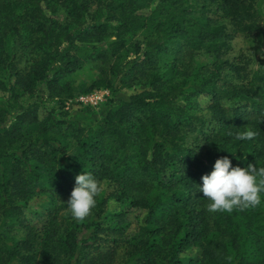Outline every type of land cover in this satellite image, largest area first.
I'll list each match as a JSON object with an SVG mask.
<instances>
[{
    "label": "trees",
    "instance_id": "16d2710c",
    "mask_svg": "<svg viewBox=\"0 0 264 264\" xmlns=\"http://www.w3.org/2000/svg\"><path fill=\"white\" fill-rule=\"evenodd\" d=\"M152 2L70 0L76 25L88 22L98 35L94 50L105 42L101 35L114 30L98 54L112 59L109 70L90 89L114 87L108 74L121 71L127 35L154 23L142 51L135 48L145 63L142 89L115 94L96 128L86 133L79 121L50 113L43 120L31 106L0 104V264H264V0ZM56 11L54 0H0V49L7 36L27 28L36 54L22 72L12 69L14 57L0 51L11 97L15 85L23 97L39 82L53 90L58 78L76 69L78 58L69 53L75 39ZM236 33L255 40L253 58L224 57ZM199 53L214 59L197 66ZM168 55L179 66L170 83L158 68ZM148 84L152 90L143 91ZM185 91L209 96L205 119L188 114ZM38 122L40 134L23 139L22 127ZM48 124L73 129L78 162L64 159V147L47 136ZM198 128H204L203 151L185 142ZM34 162L52 169V191L64 185L70 191L64 211L53 208L41 227L24 220L21 204L25 187L39 178ZM103 183L112 186L116 202L146 210L137 242L110 237L113 231L100 236ZM14 225L23 237L12 232ZM192 250L198 254L186 255Z\"/></svg>",
    "mask_w": 264,
    "mask_h": 264
},
{
    "label": "rangeland",
    "instance_id": "374dc122",
    "mask_svg": "<svg viewBox=\"0 0 264 264\" xmlns=\"http://www.w3.org/2000/svg\"><path fill=\"white\" fill-rule=\"evenodd\" d=\"M54 1L57 3L55 18L61 24L70 26V31L75 39V44L69 50V53L74 54L78 58L76 69L58 78L57 86L53 90L49 89L44 82H39L36 91L32 95L23 97L22 90L15 85L13 90L16 97H11L9 92L11 79L6 69L0 67V80L3 82V85L0 84V104L8 109H17L21 104L31 106L36 108L40 119L43 120L49 113L57 120H76L81 123V126L85 128V132L88 133L102 122L104 114L112 104L111 100L115 94H120L121 92L129 93L142 89L143 82L140 80V70H142V66L145 63L141 51L146 40L153 35L154 23L148 21L145 27L127 35L128 41L125 47L121 49V71L118 75L108 74L114 87L99 86L90 89V85L98 77H101L102 71L109 70L112 59L102 60L98 57V54L103 47L108 48L109 41L114 39V37L110 36L114 33V30L113 28L107 29L106 33L101 35L105 40L104 45H98L94 50L93 44L98 35L95 33L92 24L86 22L82 26L76 25L75 19L68 13L70 0ZM157 2L158 0H153L151 7ZM198 5H195L196 15L198 14ZM209 10V14L213 15L214 9L209 7ZM226 24L229 28L227 21ZM29 43L27 28H23L20 33L7 36L1 42L3 47L0 51H3V55L8 54L11 58L14 57L13 70L22 72L29 70L36 56L30 50ZM63 46V48H66V45ZM136 46L141 49L138 53L135 50ZM254 48L255 40L252 37H248L244 33H236L231 38L230 47L225 52L224 57L232 60L237 56L245 55L251 59L254 56ZM66 52L67 50L62 51L64 54ZM213 59L211 54L199 53L194 61L197 66H202L211 63ZM158 68L161 71V76L167 82L170 83L178 79L179 66L175 67L172 65V57L169 55L161 58ZM144 90L151 91L152 88L148 84L143 88ZM187 94L188 91H185L181 99L187 103V107L190 109L188 114L198 115L205 119L208 116L205 106L209 101V96L189 97ZM187 96L188 98H186ZM41 124L38 122L24 125L20 131L21 137L24 139L36 135L41 129ZM197 125L200 126L201 122ZM47 126V136L54 138V143L64 147V159L69 163L78 162L80 160V150L77 146L73 129L66 124L53 127L48 124ZM204 128H198L196 131L187 133L185 142L203 151L205 142ZM14 145L17 150L19 144L17 145V142H15ZM33 165L38 166L39 178L25 187L26 195L21 204L24 208V220L41 227L53 208L57 207L60 211H64L63 208L70 202V191L66 185L62 186L59 191H52L53 185L50 183L52 169L37 162H34ZM55 169L56 172L59 171V166H56ZM57 176L59 177L60 173ZM54 180H57V177H54ZM242 186L247 188L248 184L242 183ZM101 187L104 190L106 199L100 219L101 228H103L100 236L102 237L113 231L109 233L110 237L115 235L121 242H137L142 237L141 228L144 224L146 210L133 207L128 200L116 202L112 186L103 183ZM12 232L16 234L17 238L23 237L25 234L18 225L13 226ZM186 253V255L196 256L198 251L192 250ZM183 264H187L186 259Z\"/></svg>",
    "mask_w": 264,
    "mask_h": 264
}]
</instances>
